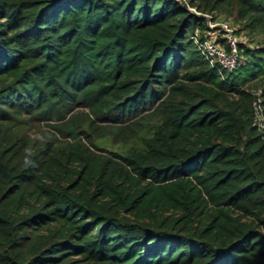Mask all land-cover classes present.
Returning <instances> with one entry per match:
<instances>
[{"label": "trees", "instance_id": "16d2710c", "mask_svg": "<svg viewBox=\"0 0 264 264\" xmlns=\"http://www.w3.org/2000/svg\"><path fill=\"white\" fill-rule=\"evenodd\" d=\"M256 98L264 0H0V264H264Z\"/></svg>", "mask_w": 264, "mask_h": 264}, {"label": "built area", "instance_id": "2783aa9c", "mask_svg": "<svg viewBox=\"0 0 264 264\" xmlns=\"http://www.w3.org/2000/svg\"><path fill=\"white\" fill-rule=\"evenodd\" d=\"M195 13H198L193 7H189ZM209 27L220 32L221 37H206L200 40L197 36H192L194 43L201 54L207 59L211 66H216L220 70L230 72L234 70L241 62L242 56L238 53V38L235 31L225 20L215 21L210 14H204ZM221 38V41L219 40ZM259 98L253 101L255 110L254 124L259 128L264 127V117L258 104Z\"/></svg>", "mask_w": 264, "mask_h": 264}, {"label": "rangeland", "instance_id": "374dc122", "mask_svg": "<svg viewBox=\"0 0 264 264\" xmlns=\"http://www.w3.org/2000/svg\"><path fill=\"white\" fill-rule=\"evenodd\" d=\"M220 20H221V21H222V20H225L227 23H229V24L231 25V27H232L233 30L235 31V34H236V36H237L239 42H245V41H246V36H245V34H244L243 31H238V32H236V29L239 30V28H240L239 23L233 21L231 18L225 17V16L222 15V14H218V15H216V17H215V21H220ZM207 26L209 27L208 24H207ZM209 28H210V27H209ZM209 36H210V37H213V38H215L216 36H217V37H221L220 32L215 31L214 28L211 29V31H210V35H209Z\"/></svg>", "mask_w": 264, "mask_h": 264}, {"label": "clouds", "instance_id": "9594fccd", "mask_svg": "<svg viewBox=\"0 0 264 264\" xmlns=\"http://www.w3.org/2000/svg\"><path fill=\"white\" fill-rule=\"evenodd\" d=\"M25 163H26V164H31L32 161H31V160H26Z\"/></svg>", "mask_w": 264, "mask_h": 264}]
</instances>
